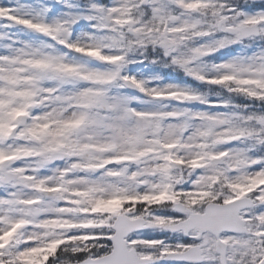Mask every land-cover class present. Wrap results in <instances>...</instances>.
I'll list each match as a JSON object with an SVG mask.
<instances>
[{"label":"snow or ice","instance_id":"obj_1","mask_svg":"<svg viewBox=\"0 0 264 264\" xmlns=\"http://www.w3.org/2000/svg\"><path fill=\"white\" fill-rule=\"evenodd\" d=\"M0 264H264V0H0Z\"/></svg>","mask_w":264,"mask_h":264},{"label":"rangeland","instance_id":"obj_2","mask_svg":"<svg viewBox=\"0 0 264 264\" xmlns=\"http://www.w3.org/2000/svg\"><path fill=\"white\" fill-rule=\"evenodd\" d=\"M22 2H26V0H22Z\"/></svg>","mask_w":264,"mask_h":264}]
</instances>
